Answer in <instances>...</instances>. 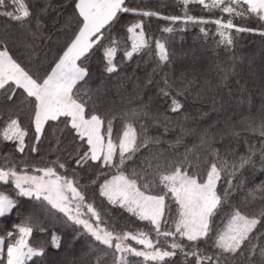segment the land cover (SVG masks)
<instances>
[{
  "label": "trees",
  "instance_id": "obj_1",
  "mask_svg": "<svg viewBox=\"0 0 264 264\" xmlns=\"http://www.w3.org/2000/svg\"><path fill=\"white\" fill-rule=\"evenodd\" d=\"M24 2L30 16L23 21L0 15V40L6 41L0 44V49L7 47L22 66L35 72L40 65L48 68L60 51L74 5L71 0ZM7 4V8L0 7V13L20 14L16 11L18 5L11 0ZM125 7L133 11L119 13L103 39L104 46L115 42L111 46L118 49L113 60L116 70H106L103 48L92 51L85 62L87 82H81L79 95L87 101L86 114L94 110L105 120L102 133L111 121L114 143H118L125 125H132L141 147L126 161V174L135 169L140 179L149 184L148 191L152 194L163 188L157 165L160 173L182 166V170L204 178L211 164L216 163L221 169L217 192L222 203L214 217L215 231L195 244L177 237L183 251L177 249L174 256L164 261L145 260L100 244L82 226L65 223L63 213L46 202L19 197L14 185L0 182V192L17 200L12 212L0 217V236L13 231L16 225L29 222L30 218L33 225L39 221V227H33L27 241L33 247H42L44 252L27 264H196L195 257L185 255L194 249L201 257L212 258L202 260L201 264H264L260 256L264 247V164L261 163L264 136L252 130L264 121V20L255 14L223 12L222 7L206 8L197 0H190L188 5L183 0H125ZM244 8L247 5L237 11ZM145 12L154 15H143ZM217 20L221 23H215ZM229 22L233 27L222 26ZM133 24L142 26L137 31L143 32L147 46L128 59L124 55L131 47L127 28ZM157 43L164 45L167 59L160 58ZM174 99L180 105L175 111ZM10 119H18L28 133L25 150L20 152L15 141L0 137V167L15 164L18 170H24L43 167L59 158L67 166L59 170L61 173L67 171L71 176L75 170L86 201L92 202L106 221L102 226L121 233L143 231L154 243L158 241L157 246L170 250L173 237H158L148 221L139 220L119 204H110L99 195L102 174L109 173L110 178L115 169L109 170L100 161L77 166L74 158L86 149V142L79 139L64 118L46 123L37 142L26 93L17 89L9 100L4 90H0V130ZM33 146L38 150L31 151ZM242 157H251L252 163L241 167ZM237 210L260 222L237 252H224L216 246L215 239ZM176 218V204L166 200L161 230L174 231ZM53 234L59 237V247L52 244ZM253 245L255 251L251 252ZM0 259L6 264V249Z\"/></svg>",
  "mask_w": 264,
  "mask_h": 264
},
{
  "label": "snow or ice",
  "instance_id": "obj_2",
  "mask_svg": "<svg viewBox=\"0 0 264 264\" xmlns=\"http://www.w3.org/2000/svg\"><path fill=\"white\" fill-rule=\"evenodd\" d=\"M189 2L190 0H183L184 5H188ZM197 2L206 8L222 7L223 12L236 15L255 14L260 20H264V0H227V2L211 0V3L207 4L205 0H197ZM11 3L18 5L16 11L20 14L14 15L13 11H4L0 15L15 21H23L30 16L29 8L24 0H11ZM71 4L74 5L73 16L67 27L64 42L48 68L40 65L35 72H32L10 55L7 47L0 50V90H4L9 100L16 95L17 89H22L23 93H26L28 104L33 111L34 139L37 142L44 132V125L49 121H59L64 118L66 124L70 123L71 130H74L87 146L74 158V163L83 167L89 161H100L109 170L115 169V172L110 173V178L109 173L102 174L103 183L99 184V195L106 198L110 204H119L139 220L148 221L154 227L158 237H173L169 246L171 250L157 246L158 241L154 243L149 234L143 231L121 233L102 226L106 225V221L102 219L93 203L86 201L79 181L76 179L75 170L71 176L67 171L61 173L59 170L66 169L67 166L59 158L43 167L31 166L24 170H18L15 164L7 168L0 167V182L14 185L16 195L19 197L33 198L41 203L46 202L51 208L63 213L66 217L65 223L71 222L82 226V229L94 237L95 241L108 248H114L116 252L131 253L137 257H144L145 260L164 261L166 257L174 256L177 249L184 250V246L177 242V237L186 238L187 241L195 244L197 241L208 238L215 231L214 217L217 216L222 203L217 192L221 169L216 163H212L206 172V177L202 178L197 174H190L186 169L182 170V166H176L166 174L160 173L158 171L160 165H157L159 182L163 188L156 194L148 191L149 184L140 179L135 169L130 174H126V161L131 160L141 147L137 142L136 130L131 124L125 125L118 143H114L111 121H108V127L102 133L105 120L95 114L94 110L86 114L87 101L79 95V91L81 82H87L88 70L85 62L96 48H103V55L107 62L106 70L108 72L116 70L113 60L118 49L111 46L115 42H111L110 46H104L103 39L105 33L117 21L119 13L133 10L125 7V0H71ZM242 5H247V8L237 11V8ZM7 6V0H0V7L7 8ZM76 12L78 16L75 15ZM143 15H154V13L145 12ZM188 19L191 20L192 17ZM215 23L221 22L217 20ZM222 26L233 27L231 22ZM39 27L40 21L37 19V30ZM141 27L140 24H133L127 28V32L131 34V47L130 50H125L124 55L128 59L147 46L143 32H137V29ZM165 30L171 31V29ZM5 43L6 41L0 40V44ZM157 48L160 50V58L167 59L164 45L157 43ZM42 68L43 71H41ZM179 107V102L174 99L173 111ZM252 130L264 136V121L258 128ZM27 134L18 119H10L0 130V137L4 141H15L20 152L25 150ZM37 150L35 146L31 149L33 152ZM249 163H252L251 157H242L240 166L243 167ZM261 163L264 164V157ZM169 167L172 166L169 165ZM166 200H171L177 206L174 231L161 230ZM16 206L17 200L11 194L0 192V217L10 214ZM259 222L258 219L249 218L238 210L234 211L228 224L216 236V246L224 252H237L246 241H249V234ZM34 226L39 227V221L33 225L30 218L29 222L16 225L13 231L0 236V257L4 256L6 249V264H27L32 257L43 255L42 247H33L27 241ZM128 240L143 245L145 250H138L128 245L126 243ZM52 244L59 247V237L55 234L52 235ZM250 251H255L254 245ZM185 255L195 257L196 264H201L202 260L211 261L212 259L201 257L195 249L186 252ZM260 256L264 260V247L260 249ZM121 261L123 262V256ZM0 264H4L2 259Z\"/></svg>",
  "mask_w": 264,
  "mask_h": 264
},
{
  "label": "rangeland",
  "instance_id": "obj_3",
  "mask_svg": "<svg viewBox=\"0 0 264 264\" xmlns=\"http://www.w3.org/2000/svg\"><path fill=\"white\" fill-rule=\"evenodd\" d=\"M205 3H206V4H207V3H211V0H205ZM137 32H139V31H137ZM85 211H86V209H85ZM126 243H127L128 245L132 246V247H135V248L138 249V250H145L143 245H139V244H137L135 241L128 240V241H126ZM170 250H171V249H170Z\"/></svg>",
  "mask_w": 264,
  "mask_h": 264
},
{
  "label": "crops",
  "instance_id": "obj_4",
  "mask_svg": "<svg viewBox=\"0 0 264 264\" xmlns=\"http://www.w3.org/2000/svg\"><path fill=\"white\" fill-rule=\"evenodd\" d=\"M0 50H2V49H0Z\"/></svg>",
  "mask_w": 264,
  "mask_h": 264
}]
</instances>
